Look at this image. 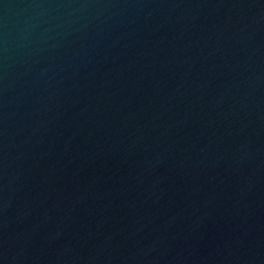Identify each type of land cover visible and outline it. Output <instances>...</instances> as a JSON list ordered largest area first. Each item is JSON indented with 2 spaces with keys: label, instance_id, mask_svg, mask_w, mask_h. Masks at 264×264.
<instances>
[{
  "label": "water",
  "instance_id": "water-1",
  "mask_svg": "<svg viewBox=\"0 0 264 264\" xmlns=\"http://www.w3.org/2000/svg\"><path fill=\"white\" fill-rule=\"evenodd\" d=\"M0 264H264V0H0Z\"/></svg>",
  "mask_w": 264,
  "mask_h": 264
}]
</instances>
